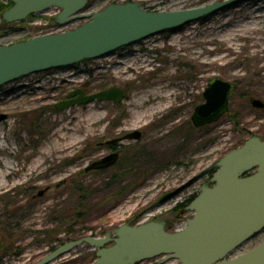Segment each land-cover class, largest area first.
<instances>
[{"label":"rangeland","instance_id":"1","mask_svg":"<svg viewBox=\"0 0 264 264\" xmlns=\"http://www.w3.org/2000/svg\"><path fill=\"white\" fill-rule=\"evenodd\" d=\"M87 1L83 14L111 4L139 3L149 12H169L226 0ZM59 13L50 8L11 24L0 17V46L70 31L86 21L60 26L55 22ZM214 78L234 85L228 113L196 128L190 117L204 102L202 93ZM110 87L124 91L121 103L55 109L74 90L90 94ZM251 99L264 103V0H243L175 32L5 85L0 89V115L6 116L0 121V147L7 148L0 151V221L13 226L15 242L12 251L0 250V264L39 261L50 252L47 241L53 230L62 239L67 229L79 231L81 238L102 237L123 224L169 220V211L198 194L214 170L173 201L153 207L160 195L211 167L246 140H264V107H252ZM136 131L142 133L141 139L118 144L122 156L117 165L85 172L109 154L100 143ZM69 145L70 150L60 151ZM184 219L174 227L183 229ZM263 240L261 231L230 257ZM95 259V251L83 244L51 264H93Z\"/></svg>","mask_w":264,"mask_h":264},{"label":"water","instance_id":"2","mask_svg":"<svg viewBox=\"0 0 264 264\" xmlns=\"http://www.w3.org/2000/svg\"><path fill=\"white\" fill-rule=\"evenodd\" d=\"M241 1H217L169 12H149L139 3L111 4L99 12L83 14L87 0H11L12 6L1 14L6 24L25 21L50 8L60 10L55 17L60 26L77 20L86 21L67 32L0 46V87L32 74L99 59L163 32H175ZM233 87L228 81L211 80L202 93L204 102L190 117L192 125L201 128L227 114ZM68 97L70 99L56 104L55 109L93 102L121 103L125 93L118 87L90 94L77 89ZM250 102L254 108L264 107L259 99ZM5 117L0 115V121ZM128 139L139 140L140 132L124 137V140ZM117 160V153L107 155L91 163L85 172L110 168ZM210 170H215L212 186L203 185L187 206L186 211L192 216L180 231H167L164 220L137 226L123 224L104 237L88 236L64 243L34 264H51L83 244L95 250L93 264H139L152 259H158L155 264L173 260L178 264H264V240L255 248L229 258L264 230V140L259 137L246 140L211 167L165 195L159 204L169 201Z\"/></svg>","mask_w":264,"mask_h":264},{"label":"flooded vegetation","instance_id":"3","mask_svg":"<svg viewBox=\"0 0 264 264\" xmlns=\"http://www.w3.org/2000/svg\"><path fill=\"white\" fill-rule=\"evenodd\" d=\"M127 135H129V134H124V135H122V136H114L113 138H111V139H108L107 141H104V143H100V145H106L107 147H108V151H109V154L108 155H110V154H113V153H117L118 154V160H117V162H116V164L115 165H117V163H118V161L121 159V152L118 150V148H119V146H118V144H120L121 142H123V141H125L124 140V137L125 136H127ZM142 138V133L140 132V139ZM114 145V146H113ZM107 156V155H106ZM105 157V156H104ZM103 158V157H102ZM100 160V159H99ZM96 161H98V160H96ZM95 162V161H94ZM115 165H113L112 167H114ZM111 168V167H110ZM107 170H109V168H107V169H104V170H92V171H89V172H101V171H107ZM89 172H86V173H89ZM214 172H215V170L214 171H212L211 172V174H210V176H209V180L205 183V184H203V185H207V186H212V184H211V178H212V176H213V174H214ZM200 174V173H199ZM199 174H197V175H199ZM197 175H195V176H197ZM194 176V177H195ZM193 178V177H192ZM191 179V178H190ZM189 179V180H190ZM201 179V178H200ZM200 179L199 180H197V182L198 181H200ZM189 180H187L186 182H188ZM186 182H184L183 184H181V185H179V186H177L176 188H173V189H171V190H169V192H167V193H165V194H162V195H160L158 198H157V200L155 201V203H154V205H153V207H159V206H161V205H164V204H166V203H168V202H170V201H173L174 199H176L181 193H183L187 188H185L184 190H182L179 194H177L176 196H174L173 198H171V199H169V201H167V202H165V203H163V204H159V201L165 196V195H167L168 193L170 194V193H172L173 191H175L177 188H179V187H181L182 185H184ZM196 183V182H195ZM203 185H200L199 186V193H200V189H201V187L203 186ZM190 187V186H189ZM198 193V194H199ZM198 194H196V195H193L192 197H190V198H188V199H186V203L185 202H182V203H178V204H176L170 211H169V220L168 219H166V220H164L165 222H166V229L167 230H169V232H174V231H178V229L177 228H175L174 227V223L176 222V221H180V219H182V218H185L184 219V221L182 222V223H185L186 222V220L188 219V217H189V212H187L186 211V208H187V206L189 205V203L198 195ZM153 220H155V219H153ZM168 224H169V227H168ZM127 225H132V224H127ZM168 227V228H167ZM110 233V232H109ZM106 234H108V233H106ZM105 234V235H106Z\"/></svg>","mask_w":264,"mask_h":264},{"label":"trees","instance_id":"4","mask_svg":"<svg viewBox=\"0 0 264 264\" xmlns=\"http://www.w3.org/2000/svg\"><path fill=\"white\" fill-rule=\"evenodd\" d=\"M11 6H12V3L10 1L8 2L7 5H3L2 3H0V17H1V14L6 9L10 8ZM11 229H13L12 225L7 223L6 221L5 222L0 221V250H3L5 252H10L14 248L15 240L13 239V234L10 231ZM65 234L66 236L62 239L61 237H57L58 234L56 231L53 230L49 232L48 236L50 238L48 239L47 243H48V246L50 247V251L64 243L81 238L79 237L81 236L79 234V231H73L71 229H67Z\"/></svg>","mask_w":264,"mask_h":264},{"label":"bare ground","instance_id":"5","mask_svg":"<svg viewBox=\"0 0 264 264\" xmlns=\"http://www.w3.org/2000/svg\"><path fill=\"white\" fill-rule=\"evenodd\" d=\"M144 62L146 63L147 60H144ZM144 62H143V63H144ZM60 131H61V132H65V131H67V128H66V130H65V128H61ZM68 131H69V130H68ZM1 138H2V137L0 136V139H1ZM59 142L64 143V142H65L64 138L59 137ZM71 148H72V145H69V146H66V147H62V148L60 149V151L66 152L67 150H70ZM0 151H7V148H6V149H5V148L3 149V148L0 147Z\"/></svg>","mask_w":264,"mask_h":264}]
</instances>
